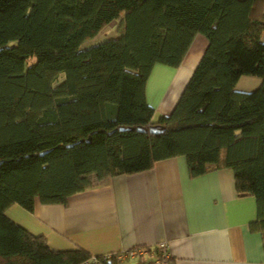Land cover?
Returning a JSON list of instances; mask_svg holds the SVG:
<instances>
[{"label": "trees", "instance_id": "obj_1", "mask_svg": "<svg viewBox=\"0 0 264 264\" xmlns=\"http://www.w3.org/2000/svg\"><path fill=\"white\" fill-rule=\"evenodd\" d=\"M114 19L116 36L82 47ZM196 34L204 52L155 119L147 78L155 64L178 66ZM242 75L261 82L236 90ZM178 155L192 177L232 171L236 195L255 199L250 227L264 243V0H0V264H93L80 247L51 248L6 208L65 204Z\"/></svg>", "mask_w": 264, "mask_h": 264}, {"label": "crops", "instance_id": "obj_2", "mask_svg": "<svg viewBox=\"0 0 264 264\" xmlns=\"http://www.w3.org/2000/svg\"><path fill=\"white\" fill-rule=\"evenodd\" d=\"M206 45L196 34L178 66H153L145 93L154 115L170 113ZM5 215L57 250L80 247L97 256L141 248L150 258L147 247L164 242L172 264H264L261 234L250 227L254 197L236 195L228 168L190 176L182 155L111 176L65 204L36 199L29 211L13 203Z\"/></svg>", "mask_w": 264, "mask_h": 264}, {"label": "built area", "instance_id": "obj_3", "mask_svg": "<svg viewBox=\"0 0 264 264\" xmlns=\"http://www.w3.org/2000/svg\"><path fill=\"white\" fill-rule=\"evenodd\" d=\"M158 249L161 252L160 256H154L152 258H147L146 251L141 248H132L129 250H124L115 253L103 254L102 258L105 260H109V258L113 255L117 261L121 264H172V255L165 249V243L160 242L157 245ZM89 263L100 264L96 256H92Z\"/></svg>", "mask_w": 264, "mask_h": 264}, {"label": "rangeland", "instance_id": "obj_4", "mask_svg": "<svg viewBox=\"0 0 264 264\" xmlns=\"http://www.w3.org/2000/svg\"><path fill=\"white\" fill-rule=\"evenodd\" d=\"M118 22H119L118 19H114V20L110 21L95 36L84 40V42L82 43V47L83 46H88V45L93 44V43L100 42V41H102V40H104L106 38H109V37L116 36L117 31H118V28H117L118 27ZM157 65L168 66V65H164V64H160V63L159 64H155V66H157ZM260 82H261V79L258 76H254V75H242L237 80L234 88L236 90L250 91V90L254 89L255 87H257L260 84ZM180 90H181V88L179 89L178 93L182 91V90L181 91ZM174 95H176V97L178 96V94H174ZM174 95H173V97H174ZM157 117H158V115H154V118L155 119Z\"/></svg>", "mask_w": 264, "mask_h": 264}, {"label": "water", "instance_id": "obj_5", "mask_svg": "<svg viewBox=\"0 0 264 264\" xmlns=\"http://www.w3.org/2000/svg\"><path fill=\"white\" fill-rule=\"evenodd\" d=\"M138 130H140V129L138 128ZM150 131H153V129H152V128H150Z\"/></svg>", "mask_w": 264, "mask_h": 264}]
</instances>
